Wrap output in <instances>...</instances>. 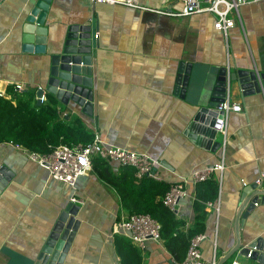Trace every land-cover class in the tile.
<instances>
[{
  "label": "crops",
  "instance_id": "obj_1",
  "mask_svg": "<svg viewBox=\"0 0 264 264\" xmlns=\"http://www.w3.org/2000/svg\"><path fill=\"white\" fill-rule=\"evenodd\" d=\"M36 2L0 0L3 98L15 104V94L28 91L36 100V92L47 85L54 41H64L68 26L90 22L95 40L89 80L92 116L71 103L58 102L62 119L107 145L159 162L156 176L168 186L222 163L223 171L207 180L218 186L217 198L208 201L215 208L197 199V184L186 185L187 197L180 201L175 218L189 228L179 231L187 234L193 228L194 204L200 203L206 212L200 246L203 259L216 264L234 260L258 264L232 252L239 241L246 244L264 238V199L259 197L247 212L241 203L250 186L264 175V90L243 96L235 88L227 95L241 111L227 115L226 135L217 132L221 145L216 152L196 145L184 133L198 111L210 71L224 67L264 71V0L239 6L226 38L213 29L214 16L209 12L167 17L89 0H52L44 23L45 55L22 52L23 34L39 37L37 27L24 29ZM139 4L172 12L183 6L182 0H139ZM14 84L22 89L15 91ZM108 165L114 174L121 170L115 163ZM2 167L8 181L0 185V264H28L69 203L79 207L75 217L79 225L61 264H121L113 228L128 214L117 191L93 170L71 188L52 179L44 167L10 143H0ZM128 242L141 264H174L163 241L148 240L143 249Z\"/></svg>",
  "mask_w": 264,
  "mask_h": 264
},
{
  "label": "water",
  "instance_id": "obj_2",
  "mask_svg": "<svg viewBox=\"0 0 264 264\" xmlns=\"http://www.w3.org/2000/svg\"><path fill=\"white\" fill-rule=\"evenodd\" d=\"M51 1L37 0L35 3L30 13L31 18L26 22L27 26L24 29L37 27L39 37L33 38L29 33L23 34V53L40 55L47 53L44 23ZM90 24V22L72 24L68 26L63 42L54 41L53 52L49 55L47 85L36 92L37 105L41 104L40 97L44 92L52 95L63 106L71 103L84 115L92 116L93 94L89 80L91 77L90 61L95 40H93ZM235 88L243 96L260 93L264 90V71L234 67L210 71L208 87L202 93V101L196 105L198 111L184 133L196 145L210 149L211 152L219 149L221 142L218 141L214 126L216 120L222 118L223 112L219 111L218 107ZM262 162L264 165V155ZM6 171L5 167L0 168V185L2 181L8 179ZM250 188L251 192L241 199L246 212L255 207L259 197L264 199V175L257 184L251 185ZM78 208L77 205L69 203L61 211L35 257L29 260L28 264L62 263L79 225L75 218ZM232 253H238L239 256L245 258L250 254L251 261L264 264V238L259 237L246 244L239 241Z\"/></svg>",
  "mask_w": 264,
  "mask_h": 264
},
{
  "label": "trees",
  "instance_id": "obj_3",
  "mask_svg": "<svg viewBox=\"0 0 264 264\" xmlns=\"http://www.w3.org/2000/svg\"><path fill=\"white\" fill-rule=\"evenodd\" d=\"M12 100L0 97V143L19 145L30 152L51 154L61 145L87 144L93 137L79 125L67 123L57 109L58 101L45 94V101L36 104L33 92H22ZM92 170L99 179L114 188L128 215H149L160 225L161 239L175 261H182L190 240L202 234L206 212L200 203L194 204L195 222L187 234L179 230L184 223L165 208L162 197L169 186L151 179L137 181L132 168L121 167L118 174L111 171L108 163L99 159L92 162ZM218 186L213 181L197 184L196 196L201 202L217 198ZM114 242L121 264H141L140 257L128 240L115 235Z\"/></svg>",
  "mask_w": 264,
  "mask_h": 264
},
{
  "label": "built area",
  "instance_id": "obj_4",
  "mask_svg": "<svg viewBox=\"0 0 264 264\" xmlns=\"http://www.w3.org/2000/svg\"><path fill=\"white\" fill-rule=\"evenodd\" d=\"M92 3H101L107 5H122L133 9H143L167 17H185L196 13L209 12L213 14V29L220 32L226 38L228 31L234 27V15H237L239 6L249 2L260 0H182L183 6L180 11H160L148 10L140 6L139 0H89ZM14 90L20 91L22 86L14 84ZM0 97H4V92L0 90ZM45 101V95H41L40 102ZM218 110L223 112V116L216 120L214 129L222 136L226 135V118L230 112L241 111V106L231 103L227 99L221 103ZM12 144V143H10ZM16 149L23 151L27 157L44 167L49 176L60 181L71 188H74L78 178L86 176L92 171V162L99 159L106 163H115L119 167L132 168L135 172L137 181L142 179H151L158 181L156 168L159 162L151 159L146 154L129 151L125 148L115 147L105 144L97 135L93 136L91 142L87 144L61 145L51 154L41 155L30 152L19 145L12 144ZM224 169L222 163L214 164L201 168L191 175L190 179H183L169 186L168 191L162 197L161 203L174 216L178 215L179 203L187 197L186 185L188 183L194 186L198 183L209 180L214 173L222 172ZM160 182V181H158ZM192 201H196L191 197ZM72 202H80L74 198ZM81 203V202H80ZM205 206L215 208V204L207 202ZM217 209V208H216ZM186 229L189 228L185 224ZM113 234L128 239L132 244L140 249L144 248V243L148 240L162 242L160 236V225L149 215L133 214L116 221ZM204 236L202 234L193 237L182 261H174V264H216L214 261H205L201 255V242ZM250 258V254L247 255ZM230 264H243L239 261H232Z\"/></svg>",
  "mask_w": 264,
  "mask_h": 264
}]
</instances>
